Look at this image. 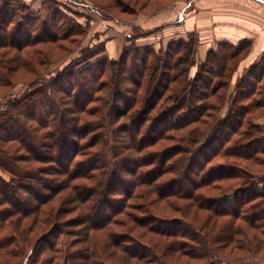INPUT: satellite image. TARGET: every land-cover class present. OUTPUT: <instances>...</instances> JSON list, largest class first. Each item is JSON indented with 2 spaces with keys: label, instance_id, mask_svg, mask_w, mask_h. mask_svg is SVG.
<instances>
[{
  "label": "trees",
  "instance_id": "1",
  "mask_svg": "<svg viewBox=\"0 0 264 264\" xmlns=\"http://www.w3.org/2000/svg\"><path fill=\"white\" fill-rule=\"evenodd\" d=\"M23 1L0 0L3 262L58 264L62 253V264H221V250L245 235L238 220L264 223L262 177L247 166L264 164V126L247 119L254 104L264 108V69L241 71L218 116L226 102L219 90L240 72L251 41H221L204 62L195 31L166 49L126 45L118 58L104 42L39 77L60 40L85 32L61 6L39 16ZM27 74L36 77L25 82ZM20 81L30 83L12 94ZM221 155L228 162L214 163ZM62 234L75 236L73 251L59 248Z\"/></svg>",
  "mask_w": 264,
  "mask_h": 264
},
{
  "label": "rangeland",
  "instance_id": "2",
  "mask_svg": "<svg viewBox=\"0 0 264 264\" xmlns=\"http://www.w3.org/2000/svg\"><path fill=\"white\" fill-rule=\"evenodd\" d=\"M119 1L120 0H32V1L24 0L23 2L31 7V11L34 12V14H37L39 16H46V14L48 13V7L50 6V4H54L57 7L61 6L60 9L62 10L64 14H68L70 17L72 16L71 18H74V19H76L75 16H77L76 20L77 22L81 24L82 29L85 32L83 35H80L81 37H69L67 39L60 40L59 44L57 45H59L61 48L56 49L55 56L52 59V64L49 66H44V67L41 66L39 74L41 72H43V74L39 77H46V76L48 77L49 75L51 76V75L56 74L57 71L63 69L76 56L80 55L81 51L84 52L86 50L85 49L86 47L94 46V45L97 46L101 43L102 44L104 43V41L102 40L98 41V37H99L98 30L96 34L94 33L95 29L93 28V23H91L92 18L100 19V20L101 19L112 20L111 24L113 25H111V27L115 29H119L120 33L123 34L122 35L123 39L126 42L128 41L127 42L128 48L132 47V45H134V47L147 46V45H152V44L143 43L140 38L146 37L151 34H156L159 31H161V28L149 32L148 30L143 29L142 27L136 28L138 25H134L135 24L134 21L138 19L141 20L142 18L145 19L148 16H151L153 14L161 13L167 9H171L176 6L177 2H179L177 0H154L152 1L150 7L144 10H140L138 12V9L142 7V5L144 4L146 0H127L128 2H126L125 4L126 9H124V6L121 7L122 4ZM252 2H257V1L252 0ZM257 3L264 6L263 3H260V2H257ZM136 11H137V14L134 15L133 13ZM98 24H100L99 20L95 22L94 26L100 29L101 27L100 28L97 27ZM179 33L180 31L177 30V32L174 33L175 36L172 39L170 40L164 39V41L167 40L165 44H163L162 36L152 35V37L155 36L153 38H157L156 40H159L158 38H160L159 41L161 43L160 47L155 46V45H152V46H154L157 50H160L161 48L166 49L168 46V43L171 42L172 40H177L179 38L187 39L189 37L188 35L189 33L185 37L177 36L179 35ZM252 45L253 44L251 43V48L249 49L250 52L252 50ZM199 46H200V43L198 45L196 59L198 62H204L207 58L209 50L212 47L208 50L206 58L201 59L198 56ZM248 55L242 59L240 65L248 57ZM256 63H259V67L258 66L252 67ZM254 64L246 68L248 69L251 67L250 70L254 69L255 73L258 72V70L260 71L261 69H264V54ZM241 71L238 74H235L232 80L230 78L231 80L230 85L224 86L219 90V92L224 93L226 95V98H225L226 102L223 103V106L218 111V116H225L227 114L228 107H229L228 97H229V94H232L234 90L236 89V83L239 79L238 77L240 73H242ZM193 73L194 71L190 72L191 77L193 76ZM26 77L27 78L23 80L25 82L30 81L36 76L33 74H27ZM247 78L248 77H245L244 83L246 82ZM23 81H20L21 83L19 82L18 84H16V86L12 89L13 91L12 94H18L20 92H23L24 89L30 83V82L24 83ZM263 82H264V79H263ZM246 84L248 85L249 83L247 82ZM245 86L246 85L244 84V86L242 87V90L245 89ZM261 86L262 85H260V87ZM259 96L260 94H258V91H257L256 95H253L250 99H247V100L251 101L254 97L256 98ZM214 100L217 102H220L216 97L212 98V101ZM2 101H5V99ZM210 112H211L210 109L207 110L205 118L213 120V118L209 117L208 115L210 114ZM248 118L249 120H252L253 123L259 124V126L261 127L264 126V108H258L254 104L251 107L250 113L247 115V119ZM189 131H190V128H187L186 130L183 129V130L171 131L169 133V136H171V138L165 141H162L159 147L164 148V147L175 144L177 142L176 139L178 137L187 135ZM228 159L224 158L221 155L215 158L213 162L214 163H224V162H228ZM240 161L241 163H243V165L248 164L243 159H241ZM250 163L253 164V161H250ZM254 165H255L254 167H252L249 164L247 166L251 167L252 170L254 169L258 171L256 175H259V177L260 176L262 177V179H259L257 182V188L262 189L264 188V164L258 165L257 162H255ZM222 183L227 185L228 183H230V181L225 180ZM237 194H239V192H236L235 194H233V196ZM65 195L66 193L60 194L56 198L55 203L59 205L61 201L63 200V198L66 197ZM191 210H193L192 207H191ZM72 214L74 215L76 213H72ZM73 215H64L63 216L65 218L64 220H68V218H70ZM238 223H241L243 227H245L246 229L245 235L240 236V239L237 243H232L231 245L224 247L221 250L220 256H221V259H223L221 264L223 263L225 264H264V223L257 227H254L250 223L245 222L243 220L242 221L238 220ZM64 228L65 230H69L66 225ZM123 229H124L123 226L122 227L118 225L115 226L116 231H123ZM74 237L75 236H72V235L69 236L67 234L60 235L61 245H59V248H63L64 250L65 249L64 243H65L66 246L69 247L71 251H73L75 249V246L71 244L70 241ZM52 239L55 240V237H53ZM26 260L27 259L25 256V258H22V259H12L7 264H27ZM64 260H65V256H62V253L57 255L56 263L62 264ZM0 264H5V262H3L2 257H0Z\"/></svg>",
  "mask_w": 264,
  "mask_h": 264
},
{
  "label": "crops",
  "instance_id": "3",
  "mask_svg": "<svg viewBox=\"0 0 264 264\" xmlns=\"http://www.w3.org/2000/svg\"><path fill=\"white\" fill-rule=\"evenodd\" d=\"M32 1V0H28ZM176 6L161 13L146 16L134 21V25L149 32L160 29L156 34L140 38L143 43L160 47V35L164 39H172L177 30L179 37H185L189 32H197L200 37L198 56L205 59L208 50L217 48L221 41L234 43L242 39L250 40L252 50L240 65V71L253 65L264 54V6L252 0H177ZM99 20L100 24L94 26ZM95 34L99 33L98 41L106 45V54L118 58L127 42L119 29L111 27L112 20L91 19ZM118 31V32H117ZM117 33V34H116ZM164 35V36H163ZM145 39V40H144Z\"/></svg>",
  "mask_w": 264,
  "mask_h": 264
},
{
  "label": "built area",
  "instance_id": "4",
  "mask_svg": "<svg viewBox=\"0 0 264 264\" xmlns=\"http://www.w3.org/2000/svg\"><path fill=\"white\" fill-rule=\"evenodd\" d=\"M256 1L264 4V0H256Z\"/></svg>",
  "mask_w": 264,
  "mask_h": 264
},
{
  "label": "water",
  "instance_id": "5",
  "mask_svg": "<svg viewBox=\"0 0 264 264\" xmlns=\"http://www.w3.org/2000/svg\"><path fill=\"white\" fill-rule=\"evenodd\" d=\"M223 264H225V263H223Z\"/></svg>",
  "mask_w": 264,
  "mask_h": 264
}]
</instances>
